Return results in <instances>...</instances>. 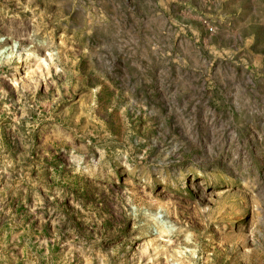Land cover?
Listing matches in <instances>:
<instances>
[{
	"label": "rangeland",
	"instance_id": "374dc122",
	"mask_svg": "<svg viewBox=\"0 0 264 264\" xmlns=\"http://www.w3.org/2000/svg\"><path fill=\"white\" fill-rule=\"evenodd\" d=\"M0 264H264V0H0Z\"/></svg>",
	"mask_w": 264,
	"mask_h": 264
}]
</instances>
